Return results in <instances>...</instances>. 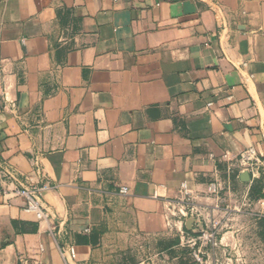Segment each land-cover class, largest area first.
<instances>
[{
  "label": "crops",
  "instance_id": "obj_1",
  "mask_svg": "<svg viewBox=\"0 0 264 264\" xmlns=\"http://www.w3.org/2000/svg\"><path fill=\"white\" fill-rule=\"evenodd\" d=\"M249 148L263 168L244 183L221 158ZM184 184L245 260L264 217V0H0V264H219L186 244ZM44 185L39 220L14 192Z\"/></svg>",
  "mask_w": 264,
  "mask_h": 264
},
{
  "label": "built area",
  "instance_id": "obj_2",
  "mask_svg": "<svg viewBox=\"0 0 264 264\" xmlns=\"http://www.w3.org/2000/svg\"><path fill=\"white\" fill-rule=\"evenodd\" d=\"M221 160L227 163V172L232 175L236 174L237 177H239L241 173L247 172L255 179L257 178V175L261 173V169L263 168L254 148H249L240 155H233L232 153L227 152L223 155ZM46 189V185L40 188H20L15 190L14 195L25 199L27 203L26 210L35 213L39 220H43L45 215L40 201L41 196ZM227 191L229 190L226 189L223 182L214 181L208 185L205 197L208 199L220 200L222 194ZM120 192L122 194H127L128 191L126 188H122ZM258 203L264 209V199H260ZM175 205L176 208L174 210H176L177 214L181 215L183 219L188 218L194 220L201 228L199 237L187 241L186 244H191L193 246L198 245L202 249H207L208 247L217 248L222 245L221 238H218V235L220 234L219 223L212 221L210 225L202 226L204 221V208L196 202L193 193L188 190L185 184L181 187L180 199ZM39 250L43 251L42 247H40ZM66 253L67 251H63L62 254L66 255ZM203 255L204 253L201 251H197L194 254V257L199 264H205ZM70 256L72 259H76L74 248L70 249ZM23 264H28V260L24 259Z\"/></svg>",
  "mask_w": 264,
  "mask_h": 264
},
{
  "label": "rangeland",
  "instance_id": "obj_3",
  "mask_svg": "<svg viewBox=\"0 0 264 264\" xmlns=\"http://www.w3.org/2000/svg\"><path fill=\"white\" fill-rule=\"evenodd\" d=\"M221 233L218 235V238L220 239ZM259 236V235H258ZM260 238V236H259ZM261 240V238H260ZM264 246V242L261 240V243H258L257 241L254 243H248L243 245V252H245V260L243 259H239L238 257L234 258L232 255L233 253L227 252L226 247L224 246H218L217 248H211L208 247L207 249H205V251H209L211 255H213L215 252H219V251H224L226 254L225 256H223L222 261L219 264H264V255H261L260 258L258 259V257L255 256V253L257 252V250L261 247L263 248ZM234 250H239V247L234 249ZM241 253V252H240ZM207 264V263H205ZM210 264H214V261H210Z\"/></svg>",
  "mask_w": 264,
  "mask_h": 264
},
{
  "label": "trees",
  "instance_id": "obj_4",
  "mask_svg": "<svg viewBox=\"0 0 264 264\" xmlns=\"http://www.w3.org/2000/svg\"><path fill=\"white\" fill-rule=\"evenodd\" d=\"M259 236H260L261 240L264 242V217H262L260 219Z\"/></svg>",
  "mask_w": 264,
  "mask_h": 264
},
{
  "label": "water",
  "instance_id": "obj_5",
  "mask_svg": "<svg viewBox=\"0 0 264 264\" xmlns=\"http://www.w3.org/2000/svg\"><path fill=\"white\" fill-rule=\"evenodd\" d=\"M241 181L244 182V183H249L250 182V174L245 172V173H242L241 175Z\"/></svg>",
  "mask_w": 264,
  "mask_h": 264
}]
</instances>
